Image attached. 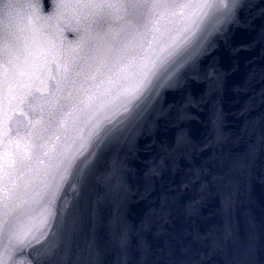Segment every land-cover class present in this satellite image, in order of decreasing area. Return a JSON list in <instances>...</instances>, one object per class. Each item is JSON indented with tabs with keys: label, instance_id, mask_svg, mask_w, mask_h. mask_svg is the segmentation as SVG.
<instances>
[{
	"label": "snow or ice",
	"instance_id": "snow-or-ice-1",
	"mask_svg": "<svg viewBox=\"0 0 264 264\" xmlns=\"http://www.w3.org/2000/svg\"><path fill=\"white\" fill-rule=\"evenodd\" d=\"M250 6L251 0H34L26 5L30 18L43 23L32 28L13 16L20 5L4 3L0 234L9 243L0 249V264H66L85 233L88 255L97 259L104 201L121 264H215L226 253L264 147V110L257 111L264 87L254 88L264 80V65L249 60L252 67L234 89L251 95L239 112L245 117L240 131L231 136L213 97L239 64L213 63L205 73L200 66L231 29L251 27L254 16L241 19ZM258 37L264 40V29ZM192 83L206 84L199 100L188 92L183 104L166 103L169 93L183 94ZM208 100L209 120L192 127L198 118L186 109ZM161 125L175 129L170 144L155 139ZM145 136L153 137L144 145L152 154L144 160L142 186L133 190L125 177ZM242 143L243 150H234ZM98 188L104 192L93 195ZM133 198L148 205L135 226L127 218ZM248 224L252 241V217ZM225 259L255 264V246Z\"/></svg>",
	"mask_w": 264,
	"mask_h": 264
},
{
	"label": "water",
	"instance_id": "water-1",
	"mask_svg": "<svg viewBox=\"0 0 264 264\" xmlns=\"http://www.w3.org/2000/svg\"><path fill=\"white\" fill-rule=\"evenodd\" d=\"M8 0H0V30L4 27V3ZM12 3L18 4L21 7L17 8L13 12V16L21 27L25 25L35 28L42 25V20H36L30 18L31 10L26 7L27 4L34 2V0H11ZM50 2V0H49ZM43 3V0H41ZM264 9V0H251V6L248 11L241 13V19L247 22L248 18L252 19L251 27H234L231 29L227 36V41L220 40L218 46L212 52L211 56L205 57L200 66L201 73L208 71L211 64H216L223 69H229L234 63L239 64V69L236 72L231 73L224 84L222 94H218L213 99H218L220 106L224 114V126L223 130L227 135H236L239 133L240 128L245 119L244 116L239 115L240 109L247 100L251 92H236L234 89L237 86H242L245 75L252 64L248 61L252 60L253 64L264 65V56L261 55V50L264 49V40H260L258 33L261 29H264V15H258V10ZM46 13H41V16ZM44 27H47L44 25ZM67 40L74 39L75 34L71 31H65L63 33ZM252 41H257L255 47L250 51H240L234 53V49L241 45L247 44ZM256 58L253 60V58ZM214 58V59H213ZM264 87V80H258L254 85L256 90ZM206 91L205 83H192L189 85L185 93H169L166 98V103H174L176 105L183 104L184 95L188 92L199 100L200 97ZM187 111L194 113L198 118L191 121V126L200 128L202 123L208 121L211 116L212 101L208 100L205 103L199 104L197 107L189 106ZM264 110V105H261L257 111ZM256 115V113H250L249 116ZM175 129L172 127H161L154 134L155 139L158 142L171 143ZM153 137L145 136L140 139L139 144L141 151L138 153L137 158H133L130 161V168L132 171L126 174V182L133 190H136L139 186H142L143 173L146 165L144 160L147 159L152 153L144 150V145L151 143ZM254 137L252 141H254ZM243 143L239 148L234 150H243ZM264 177V147H261L257 153L254 166L252 169L251 190L248 197V202L238 205L236 212L237 228L234 235L227 241L226 253L214 257L215 264H226L225 256L231 258L233 255H238L243 251L251 242L256 249V262L255 264H264V183L261 182V178ZM179 177H177V182ZM167 187V185H165ZM103 188L96 189V194H102ZM160 194V187L157 185V190L152 193V198L155 199ZM146 201H137L135 198L128 204L127 218L135 226L143 218V215L147 209ZM110 204L108 201H104L101 207L100 219L96 229L95 249L99 252L97 259H92L88 255L87 240L89 235L87 233L82 234L79 241V248H73L72 253L69 255L66 264H121L120 250L117 244L112 240L107 229V221L110 215ZM208 209H205L207 213ZM247 215H244V213ZM248 217H252L255 228V239L250 241V227L248 224ZM135 240L133 239V243ZM9 243L5 235L0 234V249ZM79 252L80 259L76 260V253ZM135 255V254H134ZM128 264H133L132 260L128 261Z\"/></svg>",
	"mask_w": 264,
	"mask_h": 264
}]
</instances>
